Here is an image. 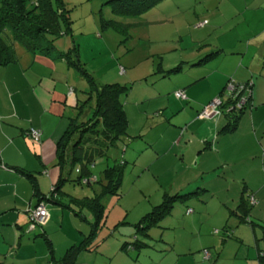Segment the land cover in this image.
<instances>
[{"label": "rangeland", "instance_id": "obj_1", "mask_svg": "<svg viewBox=\"0 0 264 264\" xmlns=\"http://www.w3.org/2000/svg\"><path fill=\"white\" fill-rule=\"evenodd\" d=\"M51 1L54 9L59 14L63 13L68 20L70 31L63 22H60L62 34L51 37L52 48L48 55L36 53L31 57L27 56L28 52L24 51L23 54L21 50L23 48L19 43H14L17 63L11 65L24 66L26 78L17 77L18 71L14 66H9L3 75L0 73V121L6 125L13 124L12 126L18 130L21 127L28 130L30 118L42 109L46 119L44 128L52 130L56 126L55 123L54 125L48 123V120H58L64 124L57 141L68 128L69 120L77 116V105L87 98L88 93L93 92V85L127 86L129 92L121 97V102L124 108L127 105L126 111L131 120L135 119L138 114L133 112V103L152 97L157 89L164 91L161 97L163 99L186 100L176 97L178 90L174 92L169 90L178 83L181 75L162 78L157 72L158 68H163L164 71L172 70L181 61L193 58L198 51L203 52L202 57H205L207 55L205 51L209 53L218 44H224L229 48L240 40L239 37L247 40L252 34L259 33L264 25L262 22L264 0H163L133 18L112 12L113 5L109 3L110 0H62L61 6L57 5V0ZM102 21H111L113 24L103 28ZM73 46L76 47L77 57L72 50ZM72 62L78 63L80 69ZM18 90L20 92L16 93ZM12 94H17L16 97L26 95L35 97L39 103L41 101L40 109L38 111L27 109L24 105L21 108L20 105L18 113H22L24 118H19L21 120L18 122L11 119L12 117H7L6 114L12 108L10 99ZM218 97L223 100L224 94H219ZM254 101L259 103L261 99L255 98ZM144 106L151 111L152 108H148V104ZM249 109L250 107L247 108ZM149 113L152 119H156L153 114L151 115L152 112ZM143 118L144 116L140 121H143ZM219 118L225 119L224 114L221 113L213 120H202L213 128ZM134 121L131 122L130 132H135L138 128L135 127ZM32 143L30 140V144ZM33 144L39 145L38 142ZM122 145L123 143L119 142L117 147L109 150L110 164L121 160L120 151L128 147L127 144L125 147ZM131 156L130 150L123 153L122 159L127 164L118 193L106 195L101 200L105 218L98 226L91 246L113 236L104 250H115L118 246L115 241L119 238V233H127L129 230L134 232L131 225L136 224L143 215L160 204L163 192L168 189L166 186L168 181H172L179 170L178 165L176 166L170 159L164 170H149L150 161H147L146 157L133 164L130 162ZM54 160L56 161V156ZM104 162L105 158H97L89 168L91 174L100 178L106 168ZM74 170L75 167L65 166L64 171L69 180L62 187L65 194L82 198L93 197L99 192L98 184L92 186L76 184L74 181L77 174ZM222 170L219 168L216 171ZM248 171L247 167L236 166L234 175L228 174L227 183L208 178L210 192L204 199L192 198L176 202L171 215L149 231V238H141L150 247L142 253L141 264H170L175 261L177 255H181L179 264H193L194 260L197 261L196 264H244V261L245 264H257L258 250L260 252L264 250L261 230L256 228L255 231L249 224L240 223L236 215L229 217V212L234 211L238 203L242 186L248 181L249 185H256L248 178ZM250 191L248 188L247 192ZM62 201L67 203V197H63ZM260 201L261 205L258 208H251L250 213V221L257 224L264 223V199ZM45 204L48 208L59 209L58 213H53L47 218L48 222L43 224V230L37 226L28 232V224L26 227L20 226L23 229L18 230L22 234L19 240L23 243L29 240L28 244L23 245L19 258L13 260L9 258L6 261L0 259L2 264H52L43 238L38 236L47 228L49 229L47 235L52 242L57 260L73 243L79 244L91 234L94 220L88 211H81L83 219L66 209L62 215L61 208L51 202ZM248 205L251 207L250 203ZM188 208H191L193 213L186 215ZM255 208L259 215L254 213ZM122 221L125 223L120 224ZM5 225L0 224V230L11 237L10 227ZM226 225L227 232H224L222 227ZM17 249L18 240L11 253L14 254ZM204 251L211 254V261L202 259L200 254ZM36 253L40 256L38 261H34L32 257ZM169 254L170 259L159 262ZM82 256L84 262H92L95 253L86 252ZM235 257L237 261L234 260Z\"/></svg>", "mask_w": 264, "mask_h": 264}, {"label": "crops", "instance_id": "obj_2", "mask_svg": "<svg viewBox=\"0 0 264 264\" xmlns=\"http://www.w3.org/2000/svg\"><path fill=\"white\" fill-rule=\"evenodd\" d=\"M262 22L264 23V20ZM243 38L242 36L239 37L238 39L241 41L239 40L229 48L224 44H218L209 53L205 51L207 55L212 54V57L207 61H201L204 53H200V51L190 60L181 61L177 65L181 66L180 70L177 73L168 75V77L181 75L178 83L169 90L173 92L182 90L186 95V100L163 99L161 97L164 91L157 89L152 97L143 98L133 103V112L138 114V117L132 119L136 122L135 127H138L135 132H130L132 120L126 111L127 105L125 106L124 110L128 119V135L126 137L130 138L124 137L123 144L131 142V137H138L127 147V150L132 153V158H130L132 161L130 162L134 164L142 157H146V160L150 161V167L147 165L149 170L156 169L158 171L164 170L168 159L176 166L178 165L179 170L173 176L174 179L168 181L166 185L168 189L163 194L173 195L195 192L197 195L192 196L190 199L198 198L202 200L210 192L208 178L227 183L228 174L233 176L236 166H244L249 170L248 178L256 185H249L250 181H248L246 185L242 186L235 210L239 200L241 198L248 199L249 195H253L256 199V204L251 208H258L261 205L260 200L264 199V25L259 33L252 34L247 40ZM21 50L24 54V50ZM178 60L177 62H179ZM34 61L35 59L32 60L31 65ZM225 63H231V65ZM9 66H14V69L18 71L17 77L26 78L25 68L21 64L19 66L8 65L2 67L0 73L2 75L6 73L5 71L9 69ZM165 71H169V69ZM229 79L236 82L251 80L253 82L252 98L254 99L251 100L253 108L249 106L250 109L246 110L238 119L235 129L227 132L223 130L226 125L225 119H217L212 128L209 123L200 119L198 114L211 99L224 91L225 84ZM26 80L24 81L29 86ZM19 92L20 90L16 93ZM16 95L12 94L10 96L12 108L6 114L7 117H12L11 119L18 122L21 120L19 118H24L22 113H18L20 105L21 108L24 105L27 109H37V111L40 109L41 101L39 103V100L35 97L30 95L16 97ZM13 97H16V99L14 100ZM255 98L261 99V101L256 103ZM146 104L149 105L148 108H152L151 111L146 109L144 106ZM40 111L39 113L35 112L33 117L30 118L29 126V129L35 128L41 132L39 145L33 144L35 142L30 144L31 139L28 140L26 135L29 129L26 130L25 127H21L18 130L12 126L13 124L6 125L0 121V224H6L5 226L10 227L11 234L10 237L0 230V259L2 261L9 258L11 260L19 258L23 245L28 244L29 241L21 242L19 236L22 234L18 230L23 229L24 226L26 227L25 212L34 205L35 199L30 182L17 170L33 173L42 193L47 192L50 186L56 183L59 176V168L54 165V158L56 156L57 139L64 124L58 120H48V123L53 125L55 123L56 126L52 130L44 128L46 119L42 114V109ZM149 112H152L151 115L153 114L156 119H152L153 117L149 115ZM142 116H144L143 121H140ZM219 168L223 169L222 172L216 171ZM248 188L251 190L250 193L247 192ZM248 204L249 201L247 200L246 205ZM45 207L47 218L53 213H58L59 209L48 208L46 205ZM257 208L254 209L255 214H258L256 212ZM11 210L14 211L11 212ZM188 210H191V212L187 213ZM192 213L193 210L188 208L185 214ZM250 213L251 209L249 219ZM61 214H64V209H61ZM231 216L235 215H231L229 212V217ZM238 221L240 222L239 218ZM261 225H264V223ZM251 228L255 231L256 228H259L262 232V229L258 226ZM48 231V228L45 229L46 234H48ZM133 235L134 232H131V230L127 233H119V238L115 241L118 243L115 250H104L109 239H112L113 236L107 238L108 240L102 239L94 245L96 247L94 251H86L88 254L95 253L92 262H84V256L82 255L85 252L78 255L76 264H141L142 254L136 256L132 254L135 251L126 252V250L120 249L121 245L132 241ZM130 236H132L131 239ZM17 240L18 249L12 254L11 250L15 247ZM73 245L76 244L73 243ZM261 252L263 253L264 250ZM200 255L202 257V253ZM180 256L177 255L175 261L170 264H179ZM32 257L34 261H38L40 256H37L36 253ZM258 257L259 255H257V264H264L259 262ZM236 258L235 261H237ZM168 259H170V254L159 262H166ZM2 261H0V264H2ZM194 261L193 264H196L197 261Z\"/></svg>", "mask_w": 264, "mask_h": 264}, {"label": "trees", "instance_id": "obj_3", "mask_svg": "<svg viewBox=\"0 0 264 264\" xmlns=\"http://www.w3.org/2000/svg\"><path fill=\"white\" fill-rule=\"evenodd\" d=\"M162 1L110 0L109 3H112V12L115 14H126L129 15L127 17L133 18L150 10L151 7ZM57 5L61 6L62 0H57ZM60 22H63L66 29L70 31L68 20L63 13L59 14L54 9L51 0H0V68L17 63L14 43H19L21 48L25 52H28L30 56L32 54L36 55V53L48 55L52 48L53 38L51 37L62 34ZM112 24L111 21H102L103 28L110 27ZM72 50L77 57L76 47L73 46ZM211 57L212 54H208L201 61H207ZM77 62L79 63V60ZM72 63L76 68L79 67L78 63ZM180 68L181 66H177L169 71H163L162 68H158L157 72L161 74L162 78H165L172 73H177ZM231 81L238 84L251 82L252 87L250 90L251 95L246 101V107L240 110L235 109L231 114L225 113L226 125L223 130L227 132L235 129L240 116L249 106H252L253 82L251 80L236 82L233 79H229L225 84L224 91L220 93L224 94V99L221 103L222 107L225 108L233 103L229 97H226L227 92L225 91L227 83ZM128 92L129 88L125 85H93V92L88 93L87 98L80 105H77V116L69 120L68 128L56 143V161L54 165L59 168V176L56 183L52 184L47 192L42 193L40 191L39 184L33 173L16 169L19 174L30 182L35 199L34 205L25 212L28 232H31L37 226L42 230L43 224L46 223L47 216L41 224H35L30 220L31 212L37 206L43 205L46 211L45 202H51L53 205H57L61 209H67L82 218L81 211L86 210L94 220L91 226V234L85 237L79 244L70 246L58 260L55 258L52 242L46 232L42 231L38 235L43 238L50 254L49 261L52 264H76V259L81 252L94 251L96 249L95 246L92 247L90 244L96 235L98 226L105 218L104 206L101 200L106 195H116L118 193L124 167L127 164L122 159L123 153L127 151V147L122 148L120 151L121 160L119 162L116 161L114 164L109 163L108 158L110 156L108 152L110 149L117 147L119 142L123 143V138L128 135V119L124 110V104L121 102V97L127 95ZM126 138L129 139L130 137ZM131 138L134 141L138 137ZM132 141L129 143L125 142L124 144L128 145ZM97 158H105L104 163H106V168L103 170L100 178L91 174V170L89 169ZM113 160L115 161V158ZM66 165L75 167L74 172H76L77 177L74 182L76 184L80 186L98 184L100 186L99 192L93 197L82 198H75L65 194L62 191V187L65 182H69L64 171ZM196 195L197 193L195 192L173 195L164 193L160 204L154 206L151 211L143 215L136 224L131 225L134 230V238L131 242L121 245L120 249L126 250V252L135 251L136 256L141 255L147 249L149 250V245L141 240V238H149V231L157 227L165 217L171 215L176 202L186 201ZM63 197H67V203L62 201ZM251 207L246 205L244 198H241L237 209L230 211V214L238 216L240 222L247 223L251 227H260L262 229V239L264 240V225L257 224L249 219ZM123 223L125 222H120V224ZM31 225H33V228H31ZM227 227V225L224 226L222 231L227 232ZM206 252L208 254L207 258H205L204 252L202 253L203 260L211 261V254L208 251ZM258 255L259 262L264 263V252H260Z\"/></svg>", "mask_w": 264, "mask_h": 264}, {"label": "built area", "instance_id": "obj_4", "mask_svg": "<svg viewBox=\"0 0 264 264\" xmlns=\"http://www.w3.org/2000/svg\"><path fill=\"white\" fill-rule=\"evenodd\" d=\"M251 87L252 83L248 82L245 84H238L234 83L233 81L228 82L226 85V97H229V99L233 102L226 106L225 108L222 107L221 103L222 100L219 97L213 98L207 105H205L200 113L198 114V117L200 119H207V120H213L214 117L219 116L221 113L225 115L231 114L232 111L240 110L241 108L246 107V101L251 95ZM176 97L178 99H186V96L184 92L178 91L176 92ZM225 109V111H224ZM26 135L33 141V142H39L41 137V132L35 128H30ZM249 203L251 206L256 204V199L253 195H249ZM191 210H188L187 213H190ZM46 211L43 205H39L31 212L30 220L33 221L35 224H41L44 222L46 218ZM31 228H33V225H31ZM205 258H207L208 254L206 251H204Z\"/></svg>", "mask_w": 264, "mask_h": 264}]
</instances>
